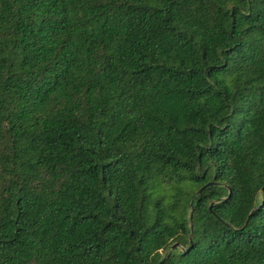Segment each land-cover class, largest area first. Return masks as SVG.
<instances>
[{
  "label": "trees",
  "instance_id": "1",
  "mask_svg": "<svg viewBox=\"0 0 264 264\" xmlns=\"http://www.w3.org/2000/svg\"><path fill=\"white\" fill-rule=\"evenodd\" d=\"M160 261L264 264V0H0V264Z\"/></svg>",
  "mask_w": 264,
  "mask_h": 264
},
{
  "label": "water",
  "instance_id": "2",
  "mask_svg": "<svg viewBox=\"0 0 264 264\" xmlns=\"http://www.w3.org/2000/svg\"><path fill=\"white\" fill-rule=\"evenodd\" d=\"M211 184H212L211 182L204 184L202 187H200V188L194 193L192 199H191L190 202L188 203V208H189V209L191 208L192 201H193V199L195 198V196L198 195V194H200L201 191H203L205 188H207V187H208L209 185H211ZM210 208H211V205L208 207V209H210ZM188 242H189V248H190V246H191L190 232H189V235H188ZM174 248H178V249L182 250V248H181L179 245H177V244H172V245L169 247V249H168V251H167V254H168L171 250H173ZM161 262H162V261H160V262L157 263V264H161Z\"/></svg>",
  "mask_w": 264,
  "mask_h": 264
}]
</instances>
